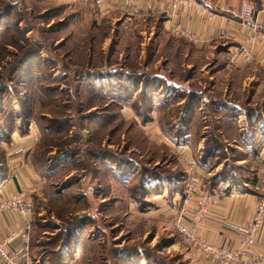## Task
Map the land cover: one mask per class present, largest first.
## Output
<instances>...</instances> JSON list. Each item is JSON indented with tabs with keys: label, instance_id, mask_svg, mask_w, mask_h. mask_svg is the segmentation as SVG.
<instances>
[{
	"label": "rangeland",
	"instance_id": "1",
	"mask_svg": "<svg viewBox=\"0 0 264 264\" xmlns=\"http://www.w3.org/2000/svg\"><path fill=\"white\" fill-rule=\"evenodd\" d=\"M130 11L103 14L99 0H0V128L28 130L33 123L39 135L33 151L45 190L34 198L31 248L39 264L54 263L50 252L64 256L70 245L80 247L79 264H178L182 235L170 221L142 213L159 206L144 202L143 178L154 192L166 186L168 196L188 185L181 155L151 139L152 113L160 124L185 123L192 107L179 103L204 88L264 107V84L253 99L258 87L246 78L247 67L228 59L223 71L214 62L219 50L201 51L174 36L162 15ZM203 119L193 121L194 148L205 134L212 144L210 134L219 132L214 116L207 128ZM224 126L228 161L253 159L256 147L264 152L263 141L241 150Z\"/></svg>",
	"mask_w": 264,
	"mask_h": 264
},
{
	"label": "crops",
	"instance_id": "2",
	"mask_svg": "<svg viewBox=\"0 0 264 264\" xmlns=\"http://www.w3.org/2000/svg\"><path fill=\"white\" fill-rule=\"evenodd\" d=\"M99 1L103 14H109L114 10L127 11V9H130L132 10L130 12L134 14L162 15L165 17L163 26L168 32L173 33L174 36L180 35L172 31L173 21L168 11L172 3L180 1V3L177 4L180 20L183 28L192 35L194 34L197 38L196 41H191L195 47L201 49V51L210 52V50H213L217 52V50H219L220 54L217 55L214 62H217L219 66L222 65L223 71H225L227 65H229L227 64V60L229 59L232 63V58L235 57L241 48L248 46L250 50L253 49V56L248 63H244L239 67L242 69L247 67L248 75L246 78L250 82L253 81L257 83L258 88L250 93L253 99H255L260 91V87L264 84V44L260 41L252 44L251 38L253 33L241 24L236 14L231 12V10L239 8L242 0H195L206 9V15L194 14L191 8L187 6L189 0H131L130 4H127L126 0ZM252 1L255 4V13L257 14L261 28L264 29V0ZM214 96L221 100L228 98L226 95H217L212 89L203 93L204 98L201 100V103H195L192 109L190 108L191 111L189 110L183 113V116L188 118L186 120L188 124L185 122L175 126L176 129L185 130L188 128L187 142H181L180 144L174 142L166 134L162 124L158 122V115H155V113H152L154 114L151 127L153 134L150 133V137L156 144H166L181 155V160H183L182 163H184L185 167L184 177L188 179V185H190V176L199 175L203 185L209 191V195H211L209 212L207 214L206 223L200 227V234L208 240L210 244L233 248L240 245L242 228L256 212L258 198L263 195L260 191H257L256 187L259 182H264V152H259L255 156L253 155V159H248L250 158L248 157L246 159L242 158L237 160L238 163H244H237V166L242 172L240 175L242 184H240V181L234 182L232 179L222 181L219 171L222 169L223 164L205 161L203 157V143L199 141L194 148L193 145L191 146L190 141V135L194 128L193 121L198 116L204 117L203 121L205 120V128L213 125L214 122H210L208 118L214 116L217 119V128L220 131H225V129L221 127L219 114L216 113L217 108L210 103ZM249 104L254 106L257 103L253 102L251 99ZM219 106L220 109L223 107L222 104ZM233 112H235L238 117L236 128H238V133H240L242 137V145L241 143L237 145H239L241 150H243V147L246 145L255 147L260 145L262 141L264 142V139L259 137L256 132V129H259L260 133H264V124L262 121H257V115L247 116V112L238 103L236 108L233 109ZM144 128L147 130V127ZM2 132H4L5 137L1 136ZM146 133H148V131ZM38 138L39 135L33 123L25 133H19L18 126H15L13 131L11 128L7 131L0 128V203L13 196L17 191L27 190L29 193L27 200L30 202V207L32 209L30 218L25 217L19 210L13 211L5 207L0 209V242L6 241L7 246L10 248L19 245L21 238L16 233L20 227L28 223L29 219L33 224L31 233L33 232L35 224L33 212L34 198L45 190L41 172L34 160L33 149ZM247 159L253 161L255 167L251 169L248 168ZM254 177L256 181L253 183L251 179ZM176 187L174 183V188ZM149 188V193L145 196L144 202L148 206L151 203H158L159 206H157V208L145 210L142 213H145L147 217L153 216L155 219L161 217L164 221H170V224L174 226L177 208L179 205H182L184 199L187 197V189L183 194H181L180 191H174L170 192L171 194L168 196V188H166V186L164 189L155 192L151 187ZM198 199V193L194 192L193 198L188 201L189 221L193 220ZM178 202L179 205H177ZM134 206V204L130 205V210H132ZM82 230L83 229L78 231L79 233H77L76 236L77 239L79 236H82ZM182 239L186 246L180 249L181 254H178L177 262L180 264H219L214 253L197 249L185 236H182ZM78 240H80V238ZM32 244L33 233L31 248ZM172 245L177 248L179 247L177 243H173ZM66 253V255L64 254L65 263L79 264V262H81L82 256H80V247L73 248L70 245ZM255 255H262L264 257V221L262 229L254 241V244L249 247L245 259ZM133 260L134 261L131 260L130 264H145L142 258L138 259V263L135 261L136 259ZM0 264L6 263L0 259ZM116 264L126 263H122L119 259Z\"/></svg>",
	"mask_w": 264,
	"mask_h": 264
},
{
	"label": "built area",
	"instance_id": "3",
	"mask_svg": "<svg viewBox=\"0 0 264 264\" xmlns=\"http://www.w3.org/2000/svg\"><path fill=\"white\" fill-rule=\"evenodd\" d=\"M130 2L131 0H126L127 4H130ZM179 3L180 1L172 3L168 11L173 21L172 31L190 41H196L197 38L194 34L192 35L189 33L182 26L177 9V4ZM187 6L191 8L196 15H206V9L195 0H189ZM231 12L236 14L241 24L253 33L251 38L252 44L259 41L264 44V29L261 28L257 14L255 13V6L251 0H242L239 8L231 10ZM252 56L253 49L250 50L248 46H244L231 61L236 67H239L244 63H248ZM189 180L190 185H188L186 190L187 197L176 211L177 214L174 219L175 229H177L182 236L190 240L197 249L214 253L219 264H264V257L262 255H255L245 259L249 247L254 244V241L262 229L264 221V182H259L256 187L257 191H260L263 195L258 198L256 212L242 228L240 245L238 247L229 248L210 244L209 241L200 234V227L207 221L211 195H209V191L203 185L199 175H192ZM194 192L198 193L199 199L195 207L193 220L189 221L188 201L193 198ZM28 195L29 193L27 190L17 191L13 196L0 203V209L5 207L13 211L19 210L25 217L30 218L32 209L30 207V202L27 200ZM32 228L33 224L30 219L25 226L19 228L16 234L20 236L21 240L17 247L10 248L7 246L6 241L0 242V259L2 261L6 264H39V261H34L31 256Z\"/></svg>",
	"mask_w": 264,
	"mask_h": 264
},
{
	"label": "trees",
	"instance_id": "4",
	"mask_svg": "<svg viewBox=\"0 0 264 264\" xmlns=\"http://www.w3.org/2000/svg\"><path fill=\"white\" fill-rule=\"evenodd\" d=\"M207 91H209V89H201L200 92H198L197 90H192L190 93H186L184 98H186L184 102H181L179 104H185V108L186 106L188 107H193L195 105V103H200L201 99H203V93H206ZM170 101V100H168ZM212 102H210L211 104H213L215 106V108H217L216 113L219 114V118L221 120V127H223V129H225V125H227L228 129H230L231 131L234 132V136H233V140H235L236 137L240 138L239 142L242 145L241 139L242 137L239 135L238 133V128H236V123H237V116L235 114V112H233V109L236 108L237 103H235L232 99L230 98H226L224 100H221L219 98H217L216 96H214L211 100ZM222 104V108L220 109V106ZM212 105V106H213ZM241 107L247 112V116H251V115H257V121H262L264 124V107L260 109L255 108L254 106L249 104V101H247L244 104H240ZM264 106V105H263ZM157 109V108H155ZM257 110V111H255ZM154 111V107L153 110ZM147 117L148 114L144 116L143 121L147 122ZM184 122H186L184 120ZM172 122H163L162 126L164 128V131L166 132V134L173 140L175 141L177 144H180L181 142H187L188 140V128L185 130L182 129H176V127H174L173 125H171ZM188 124V122H187ZM30 126V125H29ZM28 126V129H29ZM18 130L21 131V133H25L27 132V128L22 127L21 125L18 126ZM214 128V127H213ZM11 130L13 131V128H11ZM210 132H213L210 131ZM225 132V131H224ZM256 132L259 134L260 130L256 129ZM3 137H5L4 132H2ZM225 136L222 134V132L219 130V132L215 131L213 133L210 134L209 137H211L209 140L212 141V144H208V142H206V134L202 137V139L204 140V144H203V157L205 159V161H210L212 163H216V164H224L223 168L219 171L220 177L222 178V181H228L229 179H232L234 182H238L240 181L242 184V178L240 177V175L242 174L241 169L237 166V164L235 163V161H237V155L233 157V159L235 161H228V157H226L225 153L227 151L228 146L225 145L222 137ZM8 137V136H7ZM262 139H264V134L261 133ZM244 145V144H243ZM260 146V145H257ZM255 148V147H254ZM258 147H256L255 150V155H257L259 152V149H257ZM235 150V149H234ZM238 152L239 155H243L241 153V150H235V152ZM145 179L143 178V185H144V189H146V191H148V187L145 185ZM252 182L254 183L256 181L255 177L251 179ZM152 181V180H149ZM148 181V182H149ZM158 181V180H157ZM86 216H84L83 219V224H87L85 222ZM69 235V234H68ZM67 235V238H68ZM115 251V250H114ZM47 258H55V262L51 263V264H65L64 263V256L61 253H51L48 255ZM126 264H130L131 260L127 259L124 260ZM148 261V259H147ZM154 262V263H153ZM153 262H151V264H170L171 262H169L168 260L165 259H157L156 261L154 260ZM147 264H150V262H147ZM177 264V263H176ZM178 264H180L178 262Z\"/></svg>",
	"mask_w": 264,
	"mask_h": 264
}]
</instances>
